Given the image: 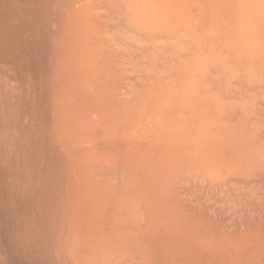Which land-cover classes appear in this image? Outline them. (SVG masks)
<instances>
[{
	"label": "bare ground",
	"instance_id": "bare-ground-1",
	"mask_svg": "<svg viewBox=\"0 0 264 264\" xmlns=\"http://www.w3.org/2000/svg\"><path fill=\"white\" fill-rule=\"evenodd\" d=\"M0 264H264V0H0Z\"/></svg>",
	"mask_w": 264,
	"mask_h": 264
}]
</instances>
